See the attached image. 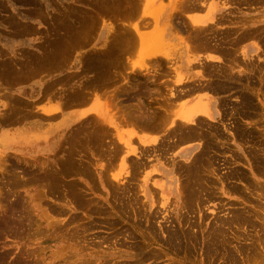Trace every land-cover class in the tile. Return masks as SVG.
<instances>
[{"label": "rangeland", "instance_id": "374dc122", "mask_svg": "<svg viewBox=\"0 0 264 264\" xmlns=\"http://www.w3.org/2000/svg\"><path fill=\"white\" fill-rule=\"evenodd\" d=\"M182 1L0 0V92L22 87L23 123L53 120L40 113L49 103L87 108L51 152L0 159V221L15 208L20 222L14 231L0 229L6 262L23 256L30 264H264V0ZM141 41L161 48L151 46L152 53ZM208 41L214 51L205 50ZM188 75L226 80L225 88L209 91L216 116L197 120L217 151L209 150L195 172L174 156L178 147L166 146L183 126L176 115L196 95L181 91L178 79ZM0 103L13 111V103ZM132 110L144 120L136 113L137 124ZM128 112L132 122L122 119ZM151 126L163 132L154 135ZM162 183L171 193H161ZM174 230L185 234L179 245L167 240Z\"/></svg>", "mask_w": 264, "mask_h": 264}, {"label": "bare ground", "instance_id": "6f19581e", "mask_svg": "<svg viewBox=\"0 0 264 264\" xmlns=\"http://www.w3.org/2000/svg\"><path fill=\"white\" fill-rule=\"evenodd\" d=\"M30 1V0H29ZM188 1H190V0H188ZM197 1V0H196ZM207 1V0H206ZM176 2V1H175ZM182 2H185L184 0L182 1ZM181 2V3H182ZM194 2V1H193ZM198 2V1H197ZM190 3V2H189ZM182 4H184V3H182ZM181 4V5H182ZM186 5H187V3H185ZM184 4V5H185ZM193 4V3H192ZM195 4H196V2H195ZM194 4V5H195ZM197 4H199V3H197ZM208 5H209V3H207ZM148 5V4H147ZM175 5H176V3H175ZM207 5V6H208ZM133 6V5H132ZM205 7H206V4L204 5ZM144 7H147L146 5H144ZM182 7V6H181ZM189 7V6H188ZM191 7V6H190ZM193 7H195V6H193ZM192 7V8H193ZM143 8V7H142ZM191 8V9H192ZM203 8V7H202ZM135 9V8H134ZM138 9V8H137ZM177 9H178V7H177ZM184 9V8H183ZM190 9V8H189ZM206 9V8H205ZM215 9V7H211L210 9H208V12H207V15L205 16V18H203L202 20L203 21H206V20H209V19H211V14H212V11ZM151 10H152V8H151ZM174 10V9H173ZM192 11H193V9H192ZM180 12V11H179ZM146 13V12H145ZM148 13V12H147ZM150 13V12H149ZM189 17V16H188ZM187 17V18H188ZM220 18V17H219ZM189 19H191L193 22H200L201 21V19H199L198 17H190ZM219 20V19H218ZM188 22H189V20H187ZM225 22V21H224ZM176 23V22H175ZM186 23V22H185ZM177 24V23H176ZM192 24V23H191ZM200 25V24H199ZM213 25V24H212ZM122 29V28H121ZM127 29V28H126ZM218 29V28H217ZM120 30V29H119ZM119 30H117V31H119ZM178 30V29H177ZM199 30H200V28H199ZM205 30V29H204ZM203 30V31H204ZM207 30H208V28H207ZM21 31V30H20ZM116 31V32H117ZM198 31V30H197ZM196 31V32H197ZM200 31H202V30H200ZM217 31V30H216ZM233 31V30H232ZM120 32V31H119ZM220 32V31H219ZM78 33V32H77ZM124 33V32H123ZM191 33V32H190ZM197 33H199V32H197ZM202 33H204V32H202ZM207 33V32H206ZM206 33H204V35H206ZM83 34V33H82ZM115 34H117V33H115ZM210 34V33H209ZM218 34V33H217ZM227 34H228V32H227ZM49 35V34H48ZM79 35V34H78ZM117 35H120V34H117ZM116 35V36H117ZM194 35V34H193ZM197 35V34H196ZM200 35V34H199ZM198 35V36H199ZM202 35V34H201ZM238 35V34H237ZM243 35V34H242ZM241 35V36H242ZM54 36V35H53ZM80 36V35H79ZM115 36V37H116ZM122 36V35H121ZM210 36V35H209ZM230 36V35H229ZM88 37V36H87ZM194 37V36H193ZM200 37V36H199ZM198 37V38H199ZM204 37H206V36H204ZM237 37V36H236ZM243 37V36H242ZM242 37H240V38H242ZM54 38V37H53ZM58 38V37H57ZM83 38V37H82ZM86 38V37H85ZM192 38V37H191ZM195 38V37H194ZM239 38V37H238ZM193 39V38H192ZM210 39V38H209ZM237 39V38H236ZM82 40V39H81ZM85 40V39H84ZM195 40V39H194ZM197 40V39H196ZM195 40V41H196ZM199 40L200 41H202L200 38H199ZM203 40H204V38H203ZM208 40V39H207ZM50 41V40H49ZM194 41V42H195ZM205 41V40H204ZM152 42V41H151ZM192 42V41H191ZM196 42H198V41H196ZM195 42V44H197ZM209 42V41H208ZM233 42H234V39H233ZM49 43V42H48ZM47 43V44H48ZM72 43V42H71ZM141 43H143L144 45H146L147 46V43H144L143 41H141ZM201 43H203V42H200V45H201ZM215 43V42H214ZM219 43V42H218ZM221 43V42H220ZM232 43V42H231ZM237 44V42H236V40H235V42H234V44ZM63 44V43H62ZM151 44H153V42L152 43H148V46H149V49L148 48H146L147 49V51H149L150 50V52H155L157 49H158V47H160V45L158 46L157 44V46L156 45H151ZM191 44V43H190ZM192 44H194L193 42H192ZM198 44H199V42H198ZM197 44V46L199 47V45ZM204 45H205V50H206V47H209L210 46V42H209V44H207V43H203ZM208 46H207V45ZM215 44H217V43H215ZM229 44V43H228ZM233 44V45H234ZM75 45V44H74ZM77 45V44H76ZM203 45V46H204ZM221 45V44H220ZM220 45H218V46H220ZM56 46V45H55ZM63 47H65V52L67 51V48H66V46H64V44L62 45ZM147 46V47H148ZM155 47L154 49H152V50H155V51H152L151 49H150V47ZM223 46V45H222ZM235 46V45H234ZM57 47V46H56ZM70 47H71V45H70ZM70 47H68V48H70ZM189 47V49L190 48H192L191 47V45L190 46H188ZM195 47H196V45H195ZM197 47V48H198ZM211 47H212V50H210V51H214L213 50V47H215V46H212V44H211ZM211 47H209L210 49H211ZM72 48V47H71ZM161 48V47H160ZM159 48V49H160ZM223 48V47H222ZM221 48V49H222ZM226 48H227V45H226ZM225 48V49H226ZM228 48H231V47H228ZM234 48V47H233ZM232 48V49H233ZM57 49L58 48H56V51H57ZM158 49V50H159ZM215 49V48H214ZM220 49V47L219 48H217L216 49V51L217 50H219ZM221 49L219 50V51H221ZM224 49V48H223ZM237 49V48H236ZM59 50V49H58ZM72 50V49H71ZM204 49H203V52L205 51ZM207 50H208V48H207ZM206 50V51H207ZM59 51H61V52H63L61 49L59 50ZM110 51V50H109ZM191 51V50H190ZM192 51H194V49L192 50ZM197 50L195 49V51L194 52H196ZM198 51H199V49H198ZM200 51H202V49L200 50ZM199 51V52H200ZM205 51V52H206ZM215 51V52H216ZM223 51V50H222ZM221 51V52H222ZM226 50H224V52H225ZM60 52V53H61ZM104 52V51H103ZM189 52V51H188ZM221 52H219L220 54H222ZM228 52V51H227ZM227 52L225 53V54H227ZM151 53V54H152ZM236 53V52H235ZM234 53V56L236 55ZM148 54H150V53H148ZM209 54H211V53H207L206 55H207V57H213V55L211 54V55H209ZM230 54V53H229ZM27 55V54H26ZM54 55H57V57H58V54H54ZM203 55V54H202ZM209 55V56H208ZM231 55L233 56V54L231 53ZM62 55H60V57H61ZM99 56H100V54H99ZM159 56V55H158ZM157 56V57H158ZM227 56V55H226ZM57 57H56V59H57ZM63 57V56H62ZM154 57H156V56H154ZM187 58H189L188 57V55H187ZM232 58V57H231ZM58 59H60V58H58ZM227 59V58H226ZM232 59H234V58H232ZM240 59H241V57H240ZM63 60V59H62ZM204 60H205V58H204ZM238 60V59H237ZM27 61V60H26ZM230 62H232V60H229ZM228 61V62H229ZM240 61V60H239ZM205 62H206V60H205ZM208 62V61H207ZM227 62V61H226ZM241 62V61H240ZM90 63V62H89ZM242 63V62H241ZM102 64V63H101ZM203 64H204V62H203ZM209 64V63H208ZM224 65V64H223ZM15 66V65H14ZM31 66V65H30ZM100 66V65H99ZM207 66V65H206ZM209 66H211V65H209ZM213 66V65H212ZM220 67H221V65H219ZM235 66V65H234ZM139 67H140V65H139ZM204 67H205V65H204ZM215 67V66H214ZM35 68V67H34ZM33 68V69H34ZM90 68V67H89ZM229 68V67H228ZM227 68V69H228ZM5 69V68H4ZM206 69V68H205ZM226 69V70H227ZM256 69V68H255ZM229 70V69H228ZM217 71V70H216ZM219 71V70H218ZM13 72V71H12ZM15 72V71H14ZM16 73V72H15ZM214 73V72H213ZM102 74H103V72H102ZM217 75H219V74H217ZM226 75H228V74H226ZM230 75H231V73H230ZM237 75V74H236ZM13 76V75H12ZM20 76V75H19ZM209 76H211L210 74H209ZM215 76V75H214ZM230 77V76H229ZM202 79L201 77H190L189 75H188V77H183V78H179L178 79V82H179V84H182V92H183V95L185 94H187L186 95V97H188V94H196L195 95V97H194V99L192 100V102L189 104V106L181 113V114H179V115H176V113L177 112H174L173 114H174V116L176 115L177 117H176V119L177 120H175V121H178V123H180V125H183V126H186L185 128H183V130L181 129V127H183V126H181L180 128H175L172 132H174V135H175V138H173V140L172 141H170L171 143L169 144V145H166V146H168L169 148H174L175 149V147L177 148V150L175 151V153H174V156L176 155V156H178L179 158L180 157H182L184 160H186L185 161V163L186 164H188L187 166H188V170L190 169H192L194 166H196L197 165V167H198V163L199 164H201L202 162H204V160H205V158L207 157H209V150L210 151H212V152H215V146H214V144L213 143H215L216 142V140H215V142L213 141V142H211L210 140H209V135H211L212 136V134L210 133L209 135L208 134H206V133H208V132H210V131H208V132H201V129H199L198 127H200L201 128V125H204V124H202V121H201V125L200 126H198L199 124V122H197V120L198 119H200V117H207V118H214L215 116H216V114L218 113V110H219V108H218V110L216 109V105H215V102H216V100L214 99V97L213 96H211L209 93V91H211V90H213V88H220V87H222V88H225L226 86H224L223 85V81H226V80H224V79H219V82H216V81H213V79H209V80H207L206 82H201V80L200 79ZM239 78V77H238ZM198 80V81H197ZM211 80V81H210ZM210 81V82H209ZM96 82V81H95ZM197 82V83H196ZM97 85H99L98 83H97ZM96 85V86H97ZM224 86V87H223ZM180 91V92H181ZM192 91H194L193 93H192ZM124 92V91H123ZM179 92V95H181L182 96V92L180 93ZM125 94V93H124ZM178 95V96H179ZM127 96V95H126ZM133 96V95H132ZM175 96V95H174ZM183 97H185V96H183ZM182 98V97H181ZM180 98V99H181ZM129 99H133V97L132 98H129ZM173 99H175V98H173ZM179 99V98H178ZM252 99V98H251ZM127 100V99H126ZM219 100H221V99H219ZM229 100V99H228ZM227 100V101H228ZM127 103V102H126ZM180 103V102H179ZM246 105V104H245ZM181 107V106H180ZM249 107V106H248ZM167 110V109H166ZM177 110V109H176ZM175 110V111H176ZM134 110H132L131 112H133ZM178 111V110H177ZM142 112V111H141ZM162 112L164 113V111L162 110ZM220 112V111H219ZM134 113V112H133ZM137 112H135L134 114L135 115H133L132 114V119H134L133 118V116L135 117V116H137V114L139 113H137ZM143 113V112H142ZM150 113V112H149ZM161 113V112H160ZM159 113V114H160ZM162 113V114H163ZM171 113V112H170ZM165 114V113H164ZM163 114V115H164ZM173 114H172V116H173ZM246 114V113H245ZM251 114V113H250ZM100 115H101V113H100ZM125 115V114H124ZM128 115H129V112H128V114H127V116H124L125 118H122V119H126V117H128ZM130 115H131V113H130ZM140 114H138V116L137 117H141L142 115H140ZM145 115L147 116V115H149V114H146L145 113ZM144 115V116H145ZM228 115V114H227ZM152 116V115H151ZM247 116V115H246ZM137 117H135V118H137ZM143 117V116H142ZM148 117V119H149V117L150 116H147ZM146 117V118H147ZM114 118H115V116H114ZM129 118V117H128ZM145 118V119H146ZM150 118H153V117H150ZM157 118V117H156ZM164 118H165V120H166V115L164 116ZM163 118V119H164ZM172 118V117H171ZM221 118H222V115H221ZM131 119V117L129 118V120ZM147 119V121H151L150 119L148 120ZM162 119V118H161ZM106 120L108 121V123H110V125H115V122H114V119H113V117H112V115H108V116H106ZM141 120V119H140ZM143 120H144V117H143ZM169 120V117L167 118V120L166 121H164V120H161V121H164V122H166L167 123V121ZM223 120V119H222ZM131 121V120H130ZM134 121L138 124V122L139 121H137V120H135L134 119ZM147 121H142V124L143 123H147ZM153 121V120H152ZM158 121V120H157ZM170 121V120H169ZM168 121V122H169ZM175 121H173V122H175ZM209 121V120H208ZM236 121V120H235ZM132 122V121H131ZM134 122V123H135ZM197 122V123H196ZM204 122V121H203ZM226 122V121H225ZM133 123V124H134ZM135 123V124H136ZM152 123V122H151ZM158 123V122H157ZM163 123V122H162ZM161 123V124H162ZM210 123H212V122H210ZM232 123V122H231ZM134 124V125H135ZM136 124V125H137ZM140 125H142L141 123H139ZM148 124V123H147ZM154 125L156 124V122L154 121V123H153ZM161 124L159 125V124H156V125H159V126H161ZM165 123H163V125H164ZM171 124H173V123H171ZM196 124H198V125H196ZM205 124H206V122H205ZM105 125V124H104ZM135 125V126H136ZM139 125V126H140ZM144 125V127L142 128V130L144 129V128H146L145 127V124H143ZM154 125H152L153 127H154ZM162 125V128L166 125H164L163 126ZM191 125H195V126H191ZM207 125V124H206ZM226 125V124H225ZM235 125V124H234ZM139 126H138V128H139ZM147 126V125H146ZM149 126V125H148ZM151 126V129H150V133H153L154 134V132L156 131V128L158 127H155V131L154 132H151V130H152V127ZM170 126V125H169ZM238 126V125H237ZM237 126L235 127V128H237ZM142 127V126H141ZM140 127V128H141ZM195 127V128H194ZM205 127V126H204ZM207 127V126H206ZM209 127V126H208ZM215 127V126H214ZM150 127H148L147 129H145V130H147L148 131V129H149ZM159 128V127H158ZM158 128H157V134H158ZM164 128H166V127H164ZM163 128V129H164ZM216 128H217V126H216ZM233 128V127H232ZM239 128V127H238ZM161 129V128H160ZM163 129H161V131H159V132H163ZM199 129V130H198ZM202 129H204V130H206L205 128H202ZM208 129V128H207ZM215 129V128H214ZM203 130V131H204ZM212 130H213V128H212ZM211 130V131H212ZM216 130H218L219 131V129L217 128ZM246 130H247V128H246ZM153 131V130H152ZM234 131H237V129H235ZM239 131H241V130H239L238 129V132ZM149 132V131H148ZM213 132V131H212ZM156 133V132H155ZM160 133V134H161ZM166 133H168V132H166ZM166 133H165V131H164V133H163V135H161V136H165L166 135ZM214 133H217V132H214ZM220 133V132H219ZM237 133V132H236ZM170 133H168V135H169ZM178 134V135H177ZM221 134V133H220ZM241 134V133H240ZM155 135V134H154ZM158 136H160V135H157V137ZM167 136V135H166ZM170 136H171V138H172V135L170 134ZM216 136V135H215ZM156 137V136H155ZM169 137V136H168ZM167 137V138H168ZM214 137V136H213ZM163 138H166V137H163ZM220 138H222V137H220ZM157 139H159V137L157 138ZM210 139H212L211 137H210ZM216 139V138H215ZM224 139V138H223ZM212 140H214V138L212 139ZM155 141V140H154ZM159 141H161V139L159 140ZM166 141H167V139H166ZM158 142V141H157ZM161 142H163V141H161ZM161 142H159V143H161ZM222 141H220V143H221ZM154 143V142H153ZM167 143V142H166ZM217 143V142H216ZM223 143V142H222ZM163 144V143H162ZM168 144V143H167ZM153 145H155V144H153ZM160 145V144H159ZM158 145V146H159ZM216 145V144H215ZM161 146V145H160ZM171 146V147H170ZM220 146V145H219ZM222 146V145H221ZM163 147V146H162ZM161 147V148H162ZM165 147V146H164ZM150 148V147H149ZM168 148V149H169ZM222 148V147H221ZM225 148V147H224ZM223 148V149H224ZM157 149V148H156ZM160 149V148H159ZM163 149H165V148H162V150ZM173 149V150H174ZM215 149V150H214ZM228 149V148H227ZM134 150V149H133ZM136 151V150H135ZM149 151V150H148ZM151 151V150H150ZM159 151V150H158ZM168 151V150H167ZM217 151V150H216ZM219 151V150H218ZM134 152V151H133ZM142 152V151H141ZM162 152V151H161ZM164 152V151H163ZM162 152V153H163ZM159 153V152H158ZM157 153V154H158ZM167 153V152H166ZM169 153V152H168ZM168 153H167V155H168ZM222 153H223V151H222ZM214 154H216V153H214ZM212 155L213 157L214 156H216V155ZM159 155V154H158ZM161 155V154H160ZM219 155V154H218ZM224 156V155H223ZM160 157V156H159ZM166 158V157H165ZM167 159H170V158H167ZM204 159V160H203ZM214 159V158H213ZM178 161V160H177ZM177 161H175V162H177ZM70 162H71V160H70ZM182 162V161H181ZM205 163H207V162H205ZM180 164V163H179ZM184 164V163H183ZM204 164V163H203ZM208 164V163H207ZM210 164H212V163H210ZM60 165V164H59ZM58 165V166H59ZM178 165V164H177ZM176 164L174 165V166H177ZM213 165V164H212ZM178 166H180V165H178ZM200 166V165H199ZM204 166V165H203ZM194 168H196V167H194ZM207 168H208V166H207ZM185 170V169H184ZM186 170H187V168H186ZM193 170V169H192ZM209 170H211V169H209ZM15 171V170H14ZM50 171V170H49ZM60 171V170H59ZM194 171V170H193ZM192 171V172H193ZM197 171V170H196ZM191 172V173H192ZM195 172V171H194ZM212 172V171H211ZM19 173V172H18ZM23 173V172H22ZM51 173V172H50ZM60 173V172H59ZM68 173H70V172H68ZM169 172H166V175L168 174ZM177 173V172H176ZM220 173V172H219ZM13 174V173H12ZM21 176V175H20ZM53 176V175H52ZM168 176V178H169V180H170V182L173 184V186L174 185H176V179L174 178V176L172 175V174H169V175H167ZM204 176V175H203ZM32 178V177H31ZM42 178V177H41ZM47 178V177H46ZM50 178V177H49ZM188 178V177H187ZM21 180H22V178H20ZM19 179V180H20ZM26 179V178H25ZM24 179V180H25ZM190 179H192L191 177H190ZM48 180V179H47ZM179 180V179H178ZM192 180H194V179H192ZM208 180V179H207ZM225 180V179H224ZM27 181V180H26ZM25 181V182H26ZM180 181V180H179ZM188 181V180H187ZM190 181V180H189ZM209 181V180H208ZM2 182V181H1ZM57 182V181H56ZM178 182V181H177ZM184 182V181H183ZM206 182V181H205ZM27 183V182H26ZM47 183V182H46ZM170 186H171V184H169V183H162L161 184V188H160V190H161V193L162 194H164V195H166V194H168V193H171V191H170V189L172 188H170ZM208 187V186H207ZM206 187V188H207ZM177 189H178V186L176 187ZM197 187H195L194 189H189V196L192 194V192H193V190H195ZM236 188V187H235ZM188 189V188H187ZM9 191V190H8ZM11 192V191H10ZM9 192V193H10ZM165 192V193H164ZM6 193V192H5ZM8 193V192H7ZM196 194H200V191H199V193H197L196 192ZM184 195V194H183ZM195 195V194H194ZM210 195V194H209ZM193 196V195H192ZM200 195H198L197 197H198V199H200V197H199ZM190 198V197H189ZM188 198V199H189ZM196 198V197H195ZM192 198H190V200H191ZM193 200V199H192ZM201 200V199H200ZM195 201V200H194ZM201 201H203V200H201ZM2 202V201H1ZM187 202V201H186ZM21 203V202H20ZM23 203V202H22ZM189 203H191L190 201H189ZM8 204V203H7ZM12 204V203H11ZM193 204V203H192ZM199 204H201V202L199 203ZM120 206V205H119ZM133 206V205H132ZM14 207V206H13ZM12 207V208H13ZM100 207V206H99ZM107 207V206H106ZM105 207V208H106ZM123 207V206H122ZM135 207V206H134ZM28 208V207H27ZM45 208V207H44ZM15 209V208H14ZM109 209V208H108ZM123 209V208H122ZM6 210V209H5ZM8 210V209H7ZM44 210V209H43ZM55 210V209H54ZM96 210H97V207H96ZM18 211V210H17ZM45 211V210H44ZM44 211H42V212H44ZM51 211V210H50ZM53 211V210H52ZM101 211V210H100ZM7 212V211H6ZM11 212H13V211H11ZM137 212H139V211H137ZM236 212V211H235ZM8 213V212H7ZM14 214H12V217L11 216H8L7 214V216L5 217V213H4V217H5V219H3V220H1V224H2V221L3 222H5V224H3V226L5 227L4 229H6V230H11V231H14V228L16 227L17 228V223H20V222H18V219H17V215L19 214L18 212V214L16 213V217L15 216H13V215H15V211L13 212ZM53 213V212H52ZM101 213V212H100ZM143 213V212H142ZM234 213V212H233ZM47 214V213H46ZM102 214H104L103 212H102ZM140 214V213H139ZM236 214V213H235ZM41 215V214H40ZM45 215V214H44ZM239 215V214H238ZM2 216V218H4ZM24 216V215H23ZM47 216V215H46ZM144 216V215H143ZM232 216H233V214H232ZM19 217H21V216H19ZM18 217V218H19ZM25 217V216H24ZM49 217V216H48ZM23 218V217H22ZM243 218V217H242ZM20 219V218H19ZM27 219V218H26ZM47 219V218H46ZM21 220V219H20ZM30 220V219H29ZM29 220H27V221H25L26 222V226L29 224ZM35 220V219H34ZM12 222L11 224V226L13 227V228H10L11 226L8 224V223H6V222ZM38 221V220H37ZM50 222V221H49ZM52 222V221H51ZM108 222V221H107ZM230 222V221H229ZM35 223H37L36 221H35ZM152 224V223H151ZM150 224V225H151ZM8 225V226H7ZM25 225V224H24ZM19 226V225H18ZM23 226V225H22ZM149 226V225H148ZM154 226V225H153ZM182 226V225H181ZM48 227V226H47ZM50 227V226H49ZM57 227H59V226H57ZM0 228H1V225H0ZM55 228V227H54ZM37 229H39V228H37ZM63 229V228H62ZM82 229V228H81ZM190 229V228H189ZM216 229V228H215ZM17 231V230H16ZM60 231V230H59ZM58 231V232H59ZM71 231V230H70ZM73 231V230H72ZM71 231V232H72ZM156 231H157V228H156ZM24 232H25V230H24ZM152 232V231H151ZM205 232V231H204ZM44 233H45V231H44ZM70 233V232H69ZM68 234V233H67ZM18 235V234H17ZM72 235V234H71ZM184 235L185 234H183L181 231H177V230H174V231H172L171 233L169 232V234L168 235H166L167 236V240H174L175 241V245L177 244V245H179L180 243H181V241H183V240H181L183 237H184ZM59 236V235H58ZM75 236V235H74ZM77 236V235H76ZM165 236V237H166ZM216 236H217V234H216ZM85 237V236H84ZM194 237V236H193ZM72 238V237H71ZM75 238V241H76V237H74ZM78 238V237H77ZM84 239V238H83ZM109 238H107V240H108ZM165 239V238H164ZM73 241H74V239H72ZM78 241V240H77ZM174 241H173V243H174ZM211 241V240H210ZM168 242V241H167ZM173 243H172V245H173ZM183 245V244H182ZM79 246H81V245H79ZM85 246V245H84ZM174 246V245H173ZM181 246V245H180ZM133 247V245H131V248ZM136 247H138V246H136ZM179 248V247H178ZM23 252V251H22ZM23 253H25V251L23 252ZM21 254V253H20ZM27 254V252L25 253V255ZM33 255H34V253H32ZM28 255V254H27ZM26 255V256H27ZM31 255V254H30ZM32 255V256H33ZM9 256H8V253H2V254H0V264H30V263H28V259L26 260V259H24L23 260V256H17V257H14L10 262H6V258H8ZM147 257V256H146ZM232 257V256H231ZM150 258V257H149ZM33 259V258H32ZM143 259V258H142ZM147 259V258H146ZM26 260V261H25ZM235 261V260H234ZM85 262V261H84ZM89 262V261H88ZM141 262V261H140ZM237 262V261H236ZM87 264V263H86ZM89 264V263H88ZM129 264V263H128Z\"/></svg>", "mask_w": 264, "mask_h": 264}, {"label": "crops", "instance_id": "0c3cea01", "mask_svg": "<svg viewBox=\"0 0 264 264\" xmlns=\"http://www.w3.org/2000/svg\"><path fill=\"white\" fill-rule=\"evenodd\" d=\"M21 88L20 85H14L8 90H1L2 92H0V102L9 103V106L13 103L14 106L13 111L4 110L0 103V159L2 160H15L22 155L51 152L56 146L57 136L60 132L87 113L85 106L63 108V106H59L60 104L49 103L45 105L47 111L45 113L40 111V113L47 117L55 116L53 120L41 122L30 119L23 123L21 111L20 109L17 110V105H20ZM14 211L15 209H13ZM13 212L11 213L14 214ZM12 214L9 216L12 217ZM6 223L12 225L11 221ZM3 224L5 222L2 221L1 224L0 221L2 229L5 228Z\"/></svg>", "mask_w": 264, "mask_h": 264}]
</instances>
